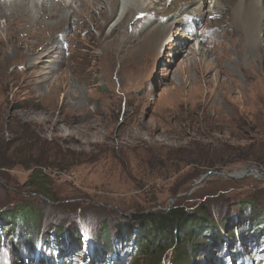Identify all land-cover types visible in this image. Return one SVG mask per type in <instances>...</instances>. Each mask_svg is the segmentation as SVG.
<instances>
[{"label":"rangeland","instance_id":"374dc122","mask_svg":"<svg viewBox=\"0 0 264 264\" xmlns=\"http://www.w3.org/2000/svg\"><path fill=\"white\" fill-rule=\"evenodd\" d=\"M83 1L92 0H74L69 16ZM206 1V15L199 14L207 26L205 40L214 32L232 55V62L223 59L230 74L222 73L220 82L215 72L199 78L193 64L201 58L190 59L189 53L204 49L208 60L217 61L222 44L189 38L182 23L160 38L138 18L115 26L98 12L112 18V0L107 8L102 1L85 10L81 20L76 13L68 25L51 28V36L41 35L44 41L29 38L36 50L29 69L27 54L0 43V136L18 141L13 130L24 127L25 136L36 140L15 142L13 167L0 170V264H150L135 247L137 229L130 219L178 205L205 211L212 224L228 222L235 234L231 239L221 227L209 232L210 239L197 237L199 252L191 264L264 263V231L255 232L259 215L264 218V168L233 164L229 156L253 145L264 151V61L261 52L244 56L249 49L243 35L226 12L221 20L209 17L216 0ZM33 5L31 0V18L37 20ZM196 5L181 16L195 13ZM37 22L50 28L49 21ZM6 26L0 17L2 41ZM65 28L73 36L59 48L60 70L44 75L42 58L44 68L62 59L49 43ZM232 33L234 43L225 37ZM44 76L48 85L30 84ZM58 83L65 87L53 86ZM223 162L228 166L204 171L206 163ZM36 163L49 177L44 191L31 179ZM245 170L244 176L210 175L195 185L208 172ZM22 205L37 209L38 229L14 232L16 225L5 220ZM33 231L32 249L24 237ZM219 235L224 238L217 243ZM106 236L103 245L116 250L113 256L101 245ZM174 257L171 250L160 264H174Z\"/></svg>","mask_w":264,"mask_h":264},{"label":"bare ground","instance_id":"6f19581e","mask_svg":"<svg viewBox=\"0 0 264 264\" xmlns=\"http://www.w3.org/2000/svg\"><path fill=\"white\" fill-rule=\"evenodd\" d=\"M73 1L74 0H32V2L34 3V8L37 10L35 12L37 14V20H35L31 18V0H0V17L4 18L7 22V26L5 29L7 35L6 40L2 41L0 39V43H3L5 47H9V49L27 54L26 66L27 69H29L32 66L29 59L36 55V50L32 49V45L30 46V42L28 41L29 38L35 37L38 39V41H42L43 39L41 35L43 33H49V36H51V28L56 26L59 27L68 25V23L71 22L70 20L72 18H76V13L79 14L78 20H81L85 14V10H95L97 6L101 7L102 1L104 3V8H107V3L110 0H92L88 2L83 1L82 8L80 10L78 8V10L74 12V16H69V11L72 9L71 4L73 3ZM191 3L197 4V9L195 11V13L197 14L195 16H193L195 13H193L192 15H186L184 17L181 16L185 14L186 10L188 11L187 8ZM206 6V0H112V18H107L105 11L100 10L98 12L100 13V19L104 21H115V26H122L124 21H133L137 20L138 18L140 19L138 21H141V23H143L145 27L150 26L151 35L153 31L157 38H160L164 34L170 33L173 29L172 26H174L176 23H182L181 26H184V28L188 29L189 34H185L189 38H196L198 40L201 39L203 41V44H206L209 41H213L212 43H218L219 45L222 44L223 51L218 55L217 61L208 60L210 57L208 55V52H204V49H199L198 51L192 50L191 53L188 52L191 56L190 59H194L198 55L201 58L199 62H195V64H193L195 72L197 73L199 78L203 76L206 77V75L211 76V73L215 72L216 81L220 82V75L222 73L228 76L230 74L225 69L226 66L223 63V59L232 62V55L226 52V43L218 41V38L217 36H215L216 34L214 32L210 36H208V40H205L206 37L204 36V34L207 26L204 27V25H202L204 18L201 19L199 17V14L201 13L203 16L206 15L204 13L205 9L203 10V13L201 12L202 8H206ZM227 7H229L228 11L226 10ZM4 11H6V13H4ZM224 12H226V17L229 18L234 31L236 30L239 35L241 33L243 35L242 41L244 40L243 42L247 43L249 51H247V53H244V56L247 57L251 53H255L257 54V56H259V53L261 52L260 58L264 61L262 50V48H264V0H233V2L230 3L226 0H216L211 13L209 12V17L220 15L221 17L217 20H221L223 16L222 14ZM37 21L51 22V25H49L50 28H46V26L48 25H43L42 23ZM34 26L36 29L32 28ZM215 26H218V24L213 25L211 29L215 28ZM70 33L71 30L65 28L62 33L58 34L57 41L51 40V42L49 43L50 49L57 45V53L62 56V59L57 58V60L54 61V67L44 68L42 65L45 64V61L42 56L40 69H42L44 75H53L54 72H58V70H60V63L63 62L64 54L59 51V48L60 46L65 45V42L68 40V38L72 39L73 35L69 36ZM233 36L234 34L232 33V35H226L225 37L229 39L230 42L234 43ZM163 47L164 46L161 47V50H163ZM51 54L52 52H48L47 55ZM2 57L3 53L0 49V63L2 61ZM32 62L34 61L32 60ZM187 67L188 66L180 68V72L182 73L183 71L187 70ZM49 79V77L44 76L40 79L37 78L31 80L30 84L48 85ZM53 86L57 88L65 87L63 83H58L57 85L54 84Z\"/></svg>","mask_w":264,"mask_h":264},{"label":"trees","instance_id":"16d2710c","mask_svg":"<svg viewBox=\"0 0 264 264\" xmlns=\"http://www.w3.org/2000/svg\"><path fill=\"white\" fill-rule=\"evenodd\" d=\"M19 130H13L16 135L20 134L21 136L18 138V141H6L0 136V170H7L13 167L14 163H12V161L16 159L14 154L17 155V153H14L15 150L12 149L15 142H18L17 144H24L25 142L33 143L36 141L31 136H25L26 130L24 127ZM237 152L238 153L233 152L229 155L234 158L232 159L233 164L242 165L255 162L264 168V151L259 152L256 145L245 149H238ZM227 164L228 162L219 163L218 165L206 163L204 171L213 170L214 168L220 169L224 166H228ZM42 166L43 165L36 163L31 179L35 186L44 191L48 186L49 177L44 174ZM40 167L41 169H39ZM245 204L246 203L240 202L239 206L242 207ZM249 204L254 206L251 202ZM6 218L5 220H9L13 223V226L16 225L12 227L14 232L22 231L26 233L27 231L29 232L30 229H38L40 214L33 206L22 205L21 208L19 207L13 213H10L9 216H6ZM130 220L137 229L134 238V241L137 243L135 247L139 255L145 260H148L150 264H160L171 250L174 252L175 256L174 264H191L194 256L199 252L198 244L195 242L196 238L203 237L210 239L212 235L208 236V234L209 232H213L214 229L217 231L222 227L226 230L225 232L229 238L233 239L235 237L234 230L230 228L228 222L224 221L222 223L223 226L212 224L205 211L200 212L198 210H193V212H190L182 205L167 209L137 212L132 215ZM252 222L253 221H251V223ZM255 224H257L255 226V232L258 236L264 231V218H262V215H259V219H257ZM2 226L3 225L0 227ZM104 232L106 231L104 230ZM204 233L207 236L205 235L204 237ZM25 235L27 236L24 237V243L33 249L35 246L34 244L37 242V238H35L36 232L33 231ZM223 238L222 235H219L218 238L214 237V240L220 243ZM60 239L62 243L63 239L61 236ZM101 239V245L104 247L105 252L108 255L115 254L116 250L111 251L106 245H103L105 241L106 243L108 242L109 238L106 236ZM64 260L65 259L62 261Z\"/></svg>","mask_w":264,"mask_h":264},{"label":"water","instance_id":"95a60500","mask_svg":"<svg viewBox=\"0 0 264 264\" xmlns=\"http://www.w3.org/2000/svg\"><path fill=\"white\" fill-rule=\"evenodd\" d=\"M246 172H247L246 170L245 171H241L240 173H234V174H227L225 172H208L207 174H205L202 177V179L200 181L196 182L195 185L200 184L202 181H204L210 175H220V176H224V177L236 178V177L244 176L246 174Z\"/></svg>","mask_w":264,"mask_h":264}]
</instances>
